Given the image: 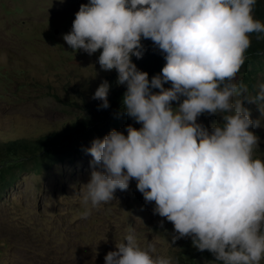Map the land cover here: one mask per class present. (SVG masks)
Returning a JSON list of instances; mask_svg holds the SVG:
<instances>
[{
  "label": "clouds",
  "instance_id": "obj_1",
  "mask_svg": "<svg viewBox=\"0 0 264 264\" xmlns=\"http://www.w3.org/2000/svg\"><path fill=\"white\" fill-rule=\"evenodd\" d=\"M256 0H87L62 40L92 55L103 71L115 70L124 85L121 111L140 125L111 129L93 138L90 178L82 189V216L114 200L129 181L152 212L189 237L214 264H260L264 259V160L253 157L258 137L242 101L264 102V83L252 100L235 80L250 33L264 34L252 12ZM260 36L257 35V39ZM150 40L163 56L158 74L137 68L132 57ZM168 84V87H164ZM109 82L92 99L107 109ZM155 89L156 91H153ZM236 97V99H233ZM175 102V107H173ZM220 119L206 127L201 114ZM126 133V134H125ZM104 264H170L152 243L140 246L129 226Z\"/></svg>",
  "mask_w": 264,
  "mask_h": 264
},
{
  "label": "rangeland",
  "instance_id": "obj_2",
  "mask_svg": "<svg viewBox=\"0 0 264 264\" xmlns=\"http://www.w3.org/2000/svg\"><path fill=\"white\" fill-rule=\"evenodd\" d=\"M82 3L87 0H0V127L29 126L25 131L34 137L78 128L72 137L75 154L48 169L35 158L9 169L0 165L8 181L0 186V264H104L105 254L115 250L129 226L140 246L152 243L170 264H214L213 255L195 249L189 237L172 241L171 222L153 214V203L144 201L134 180L127 190L117 189L114 200L81 215L84 205L78 190L95 167H90L92 158L85 149L111 129L140 127L121 110L94 118L98 120L84 110L83 100L99 101L92 99L95 89L102 80L116 82L117 73L100 69V50L92 55L75 52L62 40ZM142 57H132V62ZM235 80L247 85L245 95L252 100L264 83V55L245 61ZM242 106L260 125L249 130L258 137L253 157L264 160V102L242 101ZM219 119L204 113L197 122L208 127Z\"/></svg>",
  "mask_w": 264,
  "mask_h": 264
},
{
  "label": "trees",
  "instance_id": "obj_3",
  "mask_svg": "<svg viewBox=\"0 0 264 264\" xmlns=\"http://www.w3.org/2000/svg\"><path fill=\"white\" fill-rule=\"evenodd\" d=\"M253 16L264 23V3L256 0L253 7ZM257 35L260 36L257 39ZM250 46L245 50L244 62L254 60L264 55V34L250 33ZM141 43L144 45V53L141 60L136 63L139 70L147 72L149 78L153 74H158L160 68L164 64L163 56L157 50L152 42L147 39H142ZM110 88L107 95L109 107L107 109L98 108L100 101L94 104L83 100L85 112L91 115L93 120H98L102 117L108 116L121 109V97L125 91L124 85H118L115 81L110 80ZM98 117V119H94ZM103 119V118H102ZM29 126L19 129L6 130L4 126L0 127V165L7 164L8 169L14 164L24 166L26 160L35 158L39 166L43 169H48L52 164L68 158L75 154L76 148L72 143L74 130L77 127L63 128L61 130H52L48 132H39V135L31 136V132L25 131ZM86 129V127H85ZM22 131L23 135L15 136L16 132ZM10 134L12 136L10 137ZM8 183L0 173V186Z\"/></svg>",
  "mask_w": 264,
  "mask_h": 264
},
{
  "label": "bare ground",
  "instance_id": "obj_4",
  "mask_svg": "<svg viewBox=\"0 0 264 264\" xmlns=\"http://www.w3.org/2000/svg\"><path fill=\"white\" fill-rule=\"evenodd\" d=\"M5 232V231H4ZM11 233V232H10ZM6 234H7V232H6ZM12 234V233H11ZM8 235V234H7ZM14 236V234L12 235V237ZM24 241V240H23Z\"/></svg>",
  "mask_w": 264,
  "mask_h": 264
}]
</instances>
